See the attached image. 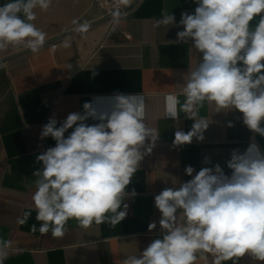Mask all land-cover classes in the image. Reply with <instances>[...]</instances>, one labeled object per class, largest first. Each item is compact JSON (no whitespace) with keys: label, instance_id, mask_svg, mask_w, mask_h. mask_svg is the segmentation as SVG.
<instances>
[{"label":"clouds","instance_id":"1","mask_svg":"<svg viewBox=\"0 0 264 264\" xmlns=\"http://www.w3.org/2000/svg\"><path fill=\"white\" fill-rule=\"evenodd\" d=\"M194 2V13L183 12L178 25L167 10L158 22L182 27L177 41L190 40L189 52L201 56L185 80L183 102L174 94L164 98L167 118L177 120L184 113L193 121L188 132H175L173 144L204 140L208 121L199 116V108L205 102L214 103L217 112L238 110L244 125L264 137V0ZM51 4L8 0L0 6V50L23 44L39 52L46 33L33 23L34 10L46 11ZM112 16L119 23V6ZM73 23L81 35L91 27L87 21ZM63 46L70 43L66 40ZM90 118L99 123H86ZM48 137L55 146L36 157L42 167L33 173L35 219L42 223L38 229L33 223L31 232L62 237L72 219L82 228L119 225L128 214L125 197L136 195L127 188L159 139V132L145 123L143 95L118 93L103 108L85 102L82 113H70L59 126L50 118L41 131L42 139ZM204 162L210 163L207 157ZM227 168L230 175L215 164L193 176L195 169L187 166L185 173L192 179L154 197L161 214L160 236L123 264H195L198 252L212 254L214 264L245 254L264 261V151L254 137L243 153L232 151ZM30 216L31 210L25 211L17 223L26 224ZM156 228V223L148 224L150 232ZM7 248L8 242L0 240V264L8 257Z\"/></svg>","mask_w":264,"mask_h":264},{"label":"crops","instance_id":"2","mask_svg":"<svg viewBox=\"0 0 264 264\" xmlns=\"http://www.w3.org/2000/svg\"><path fill=\"white\" fill-rule=\"evenodd\" d=\"M8 0H0V6ZM128 15L119 23L104 19V11L94 0H52L42 11L35 9L33 23L46 33L39 52L28 51L0 64V240L8 242L4 264H123L139 255L160 236L161 214L154 197L166 187L178 188L203 167L219 164L230 175L227 161L233 150L243 153L253 141L264 151V137L250 131L238 110L217 112L214 103L205 102L199 116L208 121L204 140L175 146L177 130L188 132L192 120L181 113L177 120L165 114V96L174 94L184 100L187 75L201 59L189 52L192 42L177 41L182 27L164 26L165 10L172 12L178 25L183 12L194 13V0H124ZM87 21L91 27L83 35L76 24ZM68 41L70 47H64ZM27 49L23 44L0 50V59ZM141 93L145 100V123L159 132L150 154L127 188L135 196L125 197L128 214L115 227L107 223L82 228L69 220L62 237L51 231L32 233L33 223L42 222L32 196L36 191L33 173L42 167L36 157L55 146L51 138H41L42 127L50 118L58 126L70 113H82L83 104L92 102L103 108L115 94ZM231 122L232 127L228 124ZM88 124L99 123L89 119ZM264 126V123H262ZM72 129H69L71 132ZM66 136L68 133L65 134ZM205 157L210 163H205ZM31 210L26 224L17 218ZM183 218L181 217V220ZM156 223L151 232L148 224ZM210 253H197L195 264H214ZM222 264H264L250 255L234 257Z\"/></svg>","mask_w":264,"mask_h":264},{"label":"built area","instance_id":"3","mask_svg":"<svg viewBox=\"0 0 264 264\" xmlns=\"http://www.w3.org/2000/svg\"><path fill=\"white\" fill-rule=\"evenodd\" d=\"M94 3L104 11L105 16H110L109 19H113L112 13L119 6L121 11L120 18L128 15V11L125 8L124 0H94Z\"/></svg>","mask_w":264,"mask_h":264},{"label":"water","instance_id":"4","mask_svg":"<svg viewBox=\"0 0 264 264\" xmlns=\"http://www.w3.org/2000/svg\"><path fill=\"white\" fill-rule=\"evenodd\" d=\"M108 18H110V16H106L104 19H108ZM63 36H64V35H60V36H58V37H55V38H53V39H50V40L46 41L45 44L51 43V42H53V41H55V40H57V39H59V38H61V37H63ZM28 51H30V50H29V49H24V50H22V51H19V52H17V53H14V54H12V55H9V56H7V57H5V58H3V59H0V64L3 63V62H5V61H7V60H9V59H12V58L18 56V55H21V54H23V53H26V52H28Z\"/></svg>","mask_w":264,"mask_h":264}]
</instances>
